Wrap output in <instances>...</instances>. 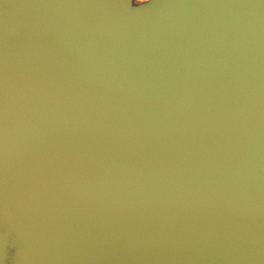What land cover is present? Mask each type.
<instances>
[{"label":"water","instance_id":"water-1","mask_svg":"<svg viewBox=\"0 0 264 264\" xmlns=\"http://www.w3.org/2000/svg\"><path fill=\"white\" fill-rule=\"evenodd\" d=\"M134 2L0 0V264H264V0Z\"/></svg>","mask_w":264,"mask_h":264},{"label":"rangeland","instance_id":"rangeland-1","mask_svg":"<svg viewBox=\"0 0 264 264\" xmlns=\"http://www.w3.org/2000/svg\"><path fill=\"white\" fill-rule=\"evenodd\" d=\"M136 1H139V2H146V1H148V0H136Z\"/></svg>","mask_w":264,"mask_h":264},{"label":"bare ground","instance_id":"bare-ground-1","mask_svg":"<svg viewBox=\"0 0 264 264\" xmlns=\"http://www.w3.org/2000/svg\"><path fill=\"white\" fill-rule=\"evenodd\" d=\"M138 3H139V1H136V0H135L134 4H138Z\"/></svg>","mask_w":264,"mask_h":264},{"label":"clouds","instance_id":"clouds-1","mask_svg":"<svg viewBox=\"0 0 264 264\" xmlns=\"http://www.w3.org/2000/svg\"><path fill=\"white\" fill-rule=\"evenodd\" d=\"M133 2H134V0H133ZM147 4H149V3H147Z\"/></svg>","mask_w":264,"mask_h":264}]
</instances>
